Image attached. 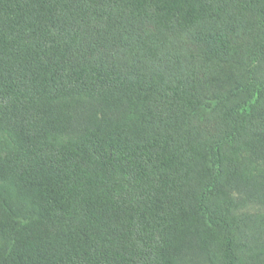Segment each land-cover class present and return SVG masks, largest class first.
<instances>
[{
  "label": "trees",
  "instance_id": "16d2710c",
  "mask_svg": "<svg viewBox=\"0 0 264 264\" xmlns=\"http://www.w3.org/2000/svg\"><path fill=\"white\" fill-rule=\"evenodd\" d=\"M240 192L264 0H0V264H264Z\"/></svg>",
  "mask_w": 264,
  "mask_h": 264
},
{
  "label": "rangeland",
  "instance_id": "374dc122",
  "mask_svg": "<svg viewBox=\"0 0 264 264\" xmlns=\"http://www.w3.org/2000/svg\"><path fill=\"white\" fill-rule=\"evenodd\" d=\"M238 195L239 211L248 212H264V206L255 200V194L250 193V195L245 192H240Z\"/></svg>",
  "mask_w": 264,
  "mask_h": 264
}]
</instances>
